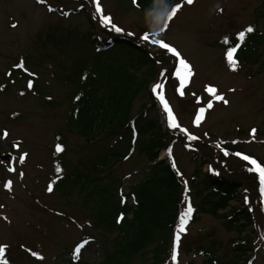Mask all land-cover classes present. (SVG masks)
<instances>
[{
    "label": "rangeland",
    "instance_id": "374dc122",
    "mask_svg": "<svg viewBox=\"0 0 264 264\" xmlns=\"http://www.w3.org/2000/svg\"><path fill=\"white\" fill-rule=\"evenodd\" d=\"M182 2L168 1V10ZM49 6L56 10L49 11ZM101 6L104 14L111 15L124 33H135L132 36L135 41H139L136 37L145 31L159 32L164 23L162 16L157 19V13L163 9L136 7L133 0H101ZM65 12L69 15H63ZM13 24L17 26L12 27ZM250 25L264 30V0H195L192 5L184 4L168 30L160 33L158 38L176 47L192 65L194 75L185 88V95L181 97L177 91L179 82L175 71L179 67V58L141 41L159 62L155 73L147 77L148 87L134 102L132 116L145 109L148 118H157L165 129H171L156 93H153L155 106L147 94L152 83L162 82L164 95L181 125L199 139L188 140L184 133L172 129L175 135H169V141L173 144L167 143V147L160 151L159 159L174 160L183 182L187 181L185 187L193 192L202 188L203 175L210 171V166L225 176L243 179L239 195L230 204L255 210L256 223L250 227L256 238L251 252L252 264H264V194L260 193V212L253 176L249 173L257 175L247 170L251 166L249 162L235 155L240 152L264 163V71L260 72L257 64L241 63L236 71L231 70L224 55L227 49L221 44L225 36L234 39L236 44L241 42L237 34ZM50 30L58 38L61 35L69 37V34L73 38L68 41V37H63L66 38L63 49L52 46L44 56L34 41L39 39L40 33L45 39ZM108 32L115 33L101 22L91 0H46L43 4L37 0H0V244L9 245L5 258L10 264H60L58 259H65L84 240L89 244L82 249L79 259L102 260V249L94 240L100 234L94 228L90 213L92 205L86 204V192L63 193L57 188V179L63 174L67 161L72 165L79 161L97 162L115 141L106 139L86 143L76 134H66V142L62 145L56 134L69 132L66 129L68 111L83 79L99 81L105 73L114 76V67L125 68L118 61L97 59L95 48L84 45L86 34L94 39L108 37ZM21 60L27 62L24 63L27 73H34L38 78L36 91L28 87L31 80L13 71ZM38 62L43 65L37 68ZM162 69H167L163 75ZM13 78L18 80L13 82ZM207 85L216 86L229 103L225 105L210 97L204 90ZM151 88L153 91V86ZM45 97L53 103L58 102L60 107L46 105ZM197 97L203 98L202 103H197ZM209 99L214 107L205 113L197 127L194 118L198 108L205 106ZM253 128L257 129L255 138L251 136ZM4 130L9 133L7 138L2 136ZM16 143L20 144L19 148L14 147ZM58 144L67 149L65 154L56 151ZM224 146H235L238 151L233 153L227 149L229 155L225 156ZM169 148L172 149L171 157ZM192 151L199 153L197 158ZM24 152L29 155L21 164L18 158ZM8 154L14 156L12 160ZM61 155H65L67 161H57ZM147 163L148 157L138 151L126 160L113 163V176L123 179V193H129L132 186L141 181ZM11 166L16 168L15 172L8 171ZM57 167L62 172L58 173ZM196 170L199 177L192 181ZM20 172L24 173L23 177ZM8 180L13 181L11 191L4 186ZM52 182L56 187L49 193L47 186ZM129 202H133L131 197ZM224 222L221 217L203 215L189 226L185 237L182 236L179 264H203L204 258L193 252L187 253L184 244L185 239L199 238L200 241L209 234L220 242L222 256H233L230 245L237 234L227 231ZM173 239L170 255L164 264H174L171 260ZM26 249L38 252L44 259L31 256ZM151 255L147 254L146 258Z\"/></svg>",
    "mask_w": 264,
    "mask_h": 264
},
{
    "label": "trees",
    "instance_id": "16d2710c",
    "mask_svg": "<svg viewBox=\"0 0 264 264\" xmlns=\"http://www.w3.org/2000/svg\"><path fill=\"white\" fill-rule=\"evenodd\" d=\"M136 4L140 8H158V0H136ZM90 20L94 23L91 18ZM254 29V32L246 34L245 39L239 42L240 47L235 56L239 64L251 66L257 64L259 71L262 72L264 71V30L258 27ZM46 33L45 39L43 33H40L39 39L34 41L35 47L43 52L44 56H47L46 51L52 46L57 50L63 49L68 36L61 35L58 38L51 30ZM108 34V37L94 39L91 38L92 35L86 34L83 37V40H87L84 41V45L91 49L95 48L94 54L97 59L107 58L110 62L118 61L125 68L114 67V76L105 73L104 78L99 81L83 79L77 89L76 97L80 98L74 97L68 111L66 129L69 132L62 131L56 134L57 141L62 145L66 142V134H76L86 143L106 139L115 141L107 153L100 155L97 162L79 161L72 165L65 155L60 156L65 158L57 159V161H67L63 174L57 179V188L71 195L74 190L86 192V204L92 205L90 213L94 218V228L100 234L94 240L99 243L103 257L99 262L84 261L77 259L73 251L65 259L63 258V261L58 259V262H61L60 264H164L170 255V242L179 223V215L186 210L190 200L195 211L187 228L198 222L203 215L221 217L225 219L226 230L235 232L237 237L230 245L233 256L221 255L220 242L212 234L200 241L199 238L185 239L186 252H193L194 255L203 257V264H252L251 252L256 238L250 227L256 223L255 210L230 204V201L239 195L243 179L225 176L223 172L215 175L210 170L203 175L202 188L193 192L188 187L187 195L185 194L186 187L182 175L172 166L171 159L170 161L159 159L160 151L167 147V143H172L169 141V135L174 134V131L165 129L159 119L148 118L145 109L132 116L134 102L148 87L147 77L154 74L158 68L156 55L147 45L135 41L132 36L116 32H108ZM72 38L73 36L69 34L67 40L71 41ZM229 41L227 45L221 42L225 49L236 45L234 39L229 38ZM24 63L27 64L25 61ZM99 63L100 61L96 64ZM42 65V62H38L37 68ZM112 69L113 66L110 67V70ZM13 71L17 75L31 79L32 90H37L38 78L35 75L31 77L20 69ZM147 94L151 104L155 106V97L150 88ZM45 99L44 103L53 108L61 105L58 102H51L49 97ZM224 147L223 150L228 149L233 153L238 151L235 146ZM63 149L65 154L67 149L64 147ZM136 151L145 154L148 163L151 164L145 165L141 181L132 186L129 193H123V179L113 176V163L126 160L125 157L130 158ZM192 154L197 158L199 153L192 151ZM249 174L253 176L252 181L261 212L258 178L252 173ZM198 177L199 173L196 170L191 179L194 181ZM202 192L205 194L202 195ZM130 197L133 199L132 203L129 202ZM221 211L223 213H220ZM121 215L122 220L119 219ZM182 236L185 237V234ZM149 253L152 255L147 259L146 255Z\"/></svg>",
    "mask_w": 264,
    "mask_h": 264
},
{
    "label": "snow or ice",
    "instance_id": "6c2138e0",
    "mask_svg": "<svg viewBox=\"0 0 264 264\" xmlns=\"http://www.w3.org/2000/svg\"><path fill=\"white\" fill-rule=\"evenodd\" d=\"M37 2L43 4V3H46V0H37ZM91 2L94 4L95 12L99 15L101 22L104 24L105 27H110L111 30L115 31L116 33H124V29L117 26L113 22V18L111 15L104 14V10L101 6V0H91ZM194 2H195V0H183L182 3L176 4L174 7H171L170 10H168L167 0H158L157 7L163 9V11L157 13V19L159 20L162 16L163 20H164V23L161 26L159 32L152 34L148 31H145L142 35L136 37L137 40L143 41L145 44H148L151 46H156L159 49L163 50L165 53L171 54L172 56L179 58L178 59L179 67L176 68L175 75H176V77H178L179 87L177 88V91L181 97H183L185 95V88L190 83L191 77L194 75V70H193L190 62H188L186 59H184L182 57L181 53L179 52V50L176 47L165 42L163 39H159L158 36L160 35V33L166 32L168 30L170 23L177 16L179 11L182 10V8L184 7V4L192 5ZM133 3L136 4V0H133ZM136 6L139 7L138 4H136ZM48 10L49 11H55L56 9L49 6ZM221 11H223V10L221 9ZM64 15H69V13L65 12ZM16 26H17L16 24L12 25V27H16ZM254 30L255 29L250 25L246 29H244L243 31L239 32L237 34L239 41L242 42L245 39L246 34L252 33V32H254ZM127 35L135 36V33H127ZM222 42L226 45L230 43L229 38L227 36H225L223 38ZM239 47H240L239 43H237L234 46H230L227 48V50L224 54L228 67L233 71H236L238 69V66H239L238 59L235 56ZM14 67L24 68L23 60H21V62L16 64ZM25 71H27V69H25ZM166 72H167V69H162V75ZM32 75H35V74L33 73ZM28 87L29 88L33 87L32 81H29ZM163 88H164V84L162 82L156 83L153 86V92L156 93L158 99L160 100V103L163 105L164 112L167 115L168 126L171 129L179 130L181 133H184L188 140L199 139V137L193 135L191 132H189V130L187 128H185L181 125V123H180L178 117L176 116L172 106L170 105L166 96L164 95ZM204 90L206 93H208L210 95V97L214 98L216 101H221L225 105H227L229 103V101L222 94L219 93V90L216 86L207 85ZM232 91H234V89ZM21 95H23V93H21ZM193 95H195V94H193ZM79 98L80 97H76V99H79ZM202 100H203L202 97H197V103H202ZM213 107H214L213 101H212V99H209V101L207 102V104L205 106L198 108V111H197L196 116L194 118L195 126H197V127L200 126V124L202 123V121L205 117V113L208 110L212 109ZM256 133H257L256 128L251 129V136L253 138H255ZM8 135H9L8 131L4 130L2 133L3 138H7ZM233 143H235V141H233ZM14 147L19 148L20 144L16 143V144H14ZM63 150L64 149H63L62 145L58 144L56 146L57 152H62ZM168 153H169V155H171V153H172L171 148L168 149ZM28 155L29 154L27 152L22 153L18 158L19 162L21 164H23L24 161L26 160V158L28 157ZM224 155L225 156L229 155V152L227 149L224 150ZM235 155L237 157H241L244 161L249 162V164L251 166L247 170L250 172H253L257 175V178L259 181V192L261 194H264V163L259 162L256 158H254L252 156L245 155V154H242L240 152H236ZM125 159H128V157H125ZM172 166L174 168L176 167L174 160H173ZM56 170L58 173L62 172V169L60 167H57ZM210 170H212L215 175L220 174L218 171L211 169V166H210ZM8 171L15 172L16 168L14 166H11L8 168ZM19 175L21 177H23L24 173L20 172ZM180 175H182V173H180ZM184 183H185V186H187V181H184ZM54 184H55V182H52V183H49V185L47 186V191L49 193H52L54 191ZM4 186L7 190L11 191L12 187H13V181L12 180L6 181ZM187 191H188V189L186 187V193H185L186 195H187ZM245 202L246 203L248 202L247 197H245ZM0 207H2V206H0ZM194 211H195V209L193 208V206L189 200L187 203L186 210L182 211L179 215V223H178L176 230H175V233H174L173 245H172V250H171V260L174 262V264H179L180 250L182 247V235L187 233V225H188L189 220L191 219ZM4 219L7 220L8 218L5 216ZM119 219L122 220L123 216L121 215V217ZM88 244H89V241L84 240L75 246L74 256L77 259H79L81 252H82V249H85L86 245H88ZM8 248H9V245L0 244V264H10V261L7 258H5L6 251L8 250ZM26 251H28L31 256H33L39 260L44 259V257L36 251H32L31 249H26Z\"/></svg>",
    "mask_w": 264,
    "mask_h": 264
}]
</instances>
